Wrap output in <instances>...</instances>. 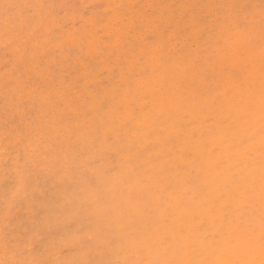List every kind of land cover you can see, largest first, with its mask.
Instances as JSON below:
<instances>
[{
  "label": "snow or ice",
  "instance_id": "snow-or-ice-1",
  "mask_svg": "<svg viewBox=\"0 0 264 264\" xmlns=\"http://www.w3.org/2000/svg\"><path fill=\"white\" fill-rule=\"evenodd\" d=\"M0 69V264H264V0H4Z\"/></svg>",
  "mask_w": 264,
  "mask_h": 264
},
{
  "label": "rangeland",
  "instance_id": "rangeland-1",
  "mask_svg": "<svg viewBox=\"0 0 264 264\" xmlns=\"http://www.w3.org/2000/svg\"><path fill=\"white\" fill-rule=\"evenodd\" d=\"M0 2H4V0H0ZM11 2V0H9ZM34 2H44L51 4H71V5H92V6H100V5H111L117 3L124 4H179V3H226V2H235V3H259V0H34ZM83 10V9H79ZM68 15H72L73 10H67ZM89 14L96 15H104L105 8L103 7H93L90 9ZM78 18V17H77ZM78 51V48L76 49ZM2 72V69H0ZM108 74L106 73L104 76L105 81H107ZM0 98H2V90H0ZM2 121H0V131H2ZM3 160V140L0 138V161ZM5 191V179L3 168L0 166V216H2L3 211V195ZM25 224H28L31 227L30 222L25 217L22 221ZM0 227H2V223H0Z\"/></svg>",
  "mask_w": 264,
  "mask_h": 264
}]
</instances>
